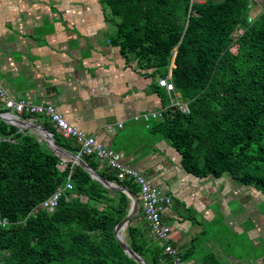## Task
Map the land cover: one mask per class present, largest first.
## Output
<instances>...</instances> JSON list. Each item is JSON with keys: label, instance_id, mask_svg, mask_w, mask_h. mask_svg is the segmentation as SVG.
<instances>
[{"label": "trees", "instance_id": "1", "mask_svg": "<svg viewBox=\"0 0 264 264\" xmlns=\"http://www.w3.org/2000/svg\"><path fill=\"white\" fill-rule=\"evenodd\" d=\"M114 26L112 41L125 61L150 76L168 75L172 90L152 89L163 108L149 130L179 155L195 177L226 173L261 193L264 209V0H100ZM261 2L253 17L249 9ZM158 87V86H157ZM178 93L184 108L168 104ZM34 117L55 144L76 154L78 146ZM79 157L101 178L127 189L135 212L122 230L126 246L145 264H173L163 243L148 235L135 183L115 177L94 154ZM68 176L49 211L37 207ZM128 197L92 179L76 164L59 159L29 130L0 120V260L3 264H138L113 236L125 216ZM33 207H37L31 212ZM143 217V215H142ZM195 253L194 241L176 250L179 264ZM197 264H218L211 251Z\"/></svg>", "mask_w": 264, "mask_h": 264}, {"label": "crops", "instance_id": "2", "mask_svg": "<svg viewBox=\"0 0 264 264\" xmlns=\"http://www.w3.org/2000/svg\"><path fill=\"white\" fill-rule=\"evenodd\" d=\"M113 32L100 0H0V83L12 97L51 105L168 194L170 203L160 214L168 243L175 251L195 244L193 257L181 264H197L205 251L218 264H264L262 249L223 258L211 240L213 226L223 223L253 248L264 245L263 196L226 173L199 178L180 167L178 153L149 130L163 108L151 84L163 86L150 69L123 60ZM175 102L184 103L173 91L167 105ZM152 112L157 115L146 121L139 117ZM24 119L40 124L34 117ZM142 218L139 213L132 225Z\"/></svg>", "mask_w": 264, "mask_h": 264}, {"label": "built area", "instance_id": "3", "mask_svg": "<svg viewBox=\"0 0 264 264\" xmlns=\"http://www.w3.org/2000/svg\"><path fill=\"white\" fill-rule=\"evenodd\" d=\"M203 0H189L190 2H201ZM261 1V0H253ZM157 84L163 86L165 90H172V85L167 81L166 77L157 79ZM180 108H184V103L175 102ZM0 105L4 109L0 111L3 118L11 119L21 113H29L41 115L45 117L57 133L62 137L71 139L78 146V151L85 154H94L100 164H103L113 172L119 180L126 179L136 184L137 202L142 210L143 219L148 224L150 233L163 241V251L171 256L173 264H179V260L175 255V249L167 241L168 227L161 222L160 214L165 211L170 203V196L165 194L157 187L152 186L147 182L145 177L128 165L122 163L119 153L110 148L104 147L95 142L93 136L85 134L77 127L68 124L59 113L49 104L34 102L30 99H22L8 95L0 83ZM157 113H142L139 117L146 121L148 117H155ZM70 188L68 176L62 185H57L55 189L46 196L37 207H42L45 210H51L57 202L58 197L63 194L65 189ZM37 207H33L31 212ZM7 220L0 217V225L4 226ZM0 264H3L0 260Z\"/></svg>", "mask_w": 264, "mask_h": 264}, {"label": "water", "instance_id": "4", "mask_svg": "<svg viewBox=\"0 0 264 264\" xmlns=\"http://www.w3.org/2000/svg\"><path fill=\"white\" fill-rule=\"evenodd\" d=\"M0 120L14 125L17 130H30L37 135V138L40 139L45 146L50 150V152L54 153L59 159L68 161L72 164H76L83 168L85 171L88 172L89 176L99 182L103 187L110 189V190H120L123 192L129 199V203L127 205V212L123 218H121L114 226H113V236L117 240L118 244L120 245L121 249L130 256L135 262L138 264H145L139 255L129 249L123 241L122 238V230L127 223L129 217L134 213L136 208V199L135 197L125 188L118 186L115 182L106 180L101 178L94 170L90 169L87 164H85L78 154H73L57 144L53 141L50 133L43 128L41 124H37L24 118H21L19 115H16L14 118L6 119L0 115Z\"/></svg>", "mask_w": 264, "mask_h": 264}, {"label": "rangeland", "instance_id": "5", "mask_svg": "<svg viewBox=\"0 0 264 264\" xmlns=\"http://www.w3.org/2000/svg\"><path fill=\"white\" fill-rule=\"evenodd\" d=\"M260 5L261 2H258L249 9L248 13L250 17H253L260 11ZM217 224L212 228L211 240L213 241V245L218 246L223 258L226 254L235 256L251 252L253 253V255H256L259 249L264 250L263 244H261L260 248L255 249L252 246L248 245L245 239H243L240 235H233L230 230L223 225V223Z\"/></svg>", "mask_w": 264, "mask_h": 264}]
</instances>
